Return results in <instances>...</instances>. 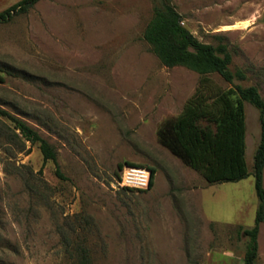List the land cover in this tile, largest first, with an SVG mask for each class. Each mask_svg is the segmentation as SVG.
Segmentation results:
<instances>
[{
    "label": "rangeland",
    "instance_id": "obj_1",
    "mask_svg": "<svg viewBox=\"0 0 264 264\" xmlns=\"http://www.w3.org/2000/svg\"><path fill=\"white\" fill-rule=\"evenodd\" d=\"M18 1L0 0V11ZM263 2L170 0L182 25L226 45L230 69L246 76L212 82L256 86L264 99V28L253 19ZM156 6L40 0L0 24V109L57 155L44 163L38 143L17 138L0 115V264H63L66 238L84 242L93 264H243L239 228L253 226L258 205L260 113L244 103L250 175L238 182L208 184L159 143L158 128L182 112L199 75L163 66L143 39ZM123 162L154 167L153 186H118ZM258 244L255 264H264V223Z\"/></svg>",
    "mask_w": 264,
    "mask_h": 264
},
{
    "label": "trees",
    "instance_id": "obj_2",
    "mask_svg": "<svg viewBox=\"0 0 264 264\" xmlns=\"http://www.w3.org/2000/svg\"><path fill=\"white\" fill-rule=\"evenodd\" d=\"M40 0H20L0 11V24L27 14ZM159 6L143 32V39L152 53L167 67H184L199 75V83L186 101L182 112L164 121L157 130L159 143L184 165L197 172L208 184L238 182L250 175L246 159V123L244 103H250L260 113V138L252 164L254 188L258 200L254 224L250 229L239 228L248 238L243 264H255L258 258V234L264 223V99L256 86L233 85L223 89L214 84L211 75L233 84L235 79L245 80L241 70L230 69L232 56L226 45L216 46L199 41L185 26L182 16L170 0H158ZM4 79L0 75V83ZM0 115L13 124L17 138L38 143L44 163L56 162L54 147L23 120L0 109ZM147 167L150 170L149 188L153 186L155 168L142 164L123 162L117 165ZM56 174L64 178L59 169ZM117 180L119 175L115 174ZM132 191V188H123ZM65 262L63 264H93L88 246L75 239H65Z\"/></svg>",
    "mask_w": 264,
    "mask_h": 264
},
{
    "label": "built area",
    "instance_id": "obj_3",
    "mask_svg": "<svg viewBox=\"0 0 264 264\" xmlns=\"http://www.w3.org/2000/svg\"><path fill=\"white\" fill-rule=\"evenodd\" d=\"M150 170L144 167L125 166L121 172L117 185L132 189H146L149 186Z\"/></svg>",
    "mask_w": 264,
    "mask_h": 264
},
{
    "label": "crops",
    "instance_id": "obj_4",
    "mask_svg": "<svg viewBox=\"0 0 264 264\" xmlns=\"http://www.w3.org/2000/svg\"><path fill=\"white\" fill-rule=\"evenodd\" d=\"M253 19H256L258 26H261L262 28H264V2H263V5H262L260 11L258 12L257 16L254 15ZM245 24H247V23H245Z\"/></svg>",
    "mask_w": 264,
    "mask_h": 264
}]
</instances>
